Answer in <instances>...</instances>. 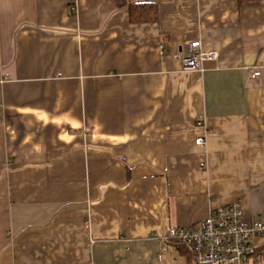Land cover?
Wrapping results in <instances>:
<instances>
[{"label":"crops","instance_id":"1","mask_svg":"<svg viewBox=\"0 0 264 264\" xmlns=\"http://www.w3.org/2000/svg\"><path fill=\"white\" fill-rule=\"evenodd\" d=\"M128 2L158 22L0 0V264H186L171 229L264 221V0ZM195 39L204 71L174 57Z\"/></svg>","mask_w":264,"mask_h":264},{"label":"built area","instance_id":"2","mask_svg":"<svg viewBox=\"0 0 264 264\" xmlns=\"http://www.w3.org/2000/svg\"><path fill=\"white\" fill-rule=\"evenodd\" d=\"M186 71H204L205 62H216L219 54L203 50L200 39L187 42L185 50L175 56ZM254 69L252 78L260 76ZM202 125L201 120L198 121ZM197 145L206 146V140L198 137ZM200 228H173L167 239L192 246L194 264H253L258 255L256 240L264 238V221L247 224L243 221V208L235 202L212 211ZM174 264H179L174 262Z\"/></svg>","mask_w":264,"mask_h":264},{"label":"trees","instance_id":"3","mask_svg":"<svg viewBox=\"0 0 264 264\" xmlns=\"http://www.w3.org/2000/svg\"><path fill=\"white\" fill-rule=\"evenodd\" d=\"M250 1H260V0H239V4ZM118 7H127L130 13V22L133 25L137 24H151L156 23L159 20L160 11L158 6L154 2H136L129 3L128 0H118ZM173 245H175L181 255L186 258V264H194L195 253L192 246H187L181 242L173 240Z\"/></svg>","mask_w":264,"mask_h":264}]
</instances>
